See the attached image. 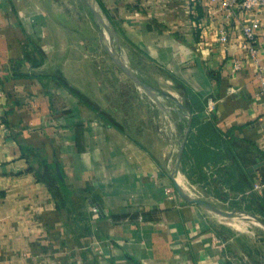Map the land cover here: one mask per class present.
I'll return each mask as SVG.
<instances>
[{
	"label": "crops",
	"instance_id": "0c3cea01",
	"mask_svg": "<svg viewBox=\"0 0 264 264\" xmlns=\"http://www.w3.org/2000/svg\"><path fill=\"white\" fill-rule=\"evenodd\" d=\"M97 2L132 67L186 109L98 67L84 3L0 0V264H256L172 174L191 127L177 177L198 196L249 201L264 182V87L242 48L259 17L264 78V8L238 7L223 44L210 0Z\"/></svg>",
	"mask_w": 264,
	"mask_h": 264
},
{
	"label": "water",
	"instance_id": "95a60500",
	"mask_svg": "<svg viewBox=\"0 0 264 264\" xmlns=\"http://www.w3.org/2000/svg\"><path fill=\"white\" fill-rule=\"evenodd\" d=\"M83 3L92 13L93 21L100 31V40L104 45L106 51L108 52L109 56L115 62V64L138 86V88L142 92H144L150 98L158 100L159 97L165 96L170 100H173L175 103H177L182 111H185L186 109L185 106L176 98L175 95L169 92H164L160 88L152 85L151 83L143 79L138 74V72L132 67V65L128 62V60L123 56L122 52L119 50L120 40L117 31L110 22L109 18L103 12L97 0H83ZM188 116L190 119H192V114H189ZM190 128L191 127H189L185 132L184 138L177 150L174 161V170H173L172 178L174 181V186L176 191L185 201L189 203L197 204L211 213L223 217L234 215L235 211L225 210L220 206H218L216 203L208 199L202 198L196 194H192L178 181L177 175L180 172L181 161L185 151L188 135L190 133ZM258 166L259 165H256L254 166V168ZM254 168H251V170H253ZM243 212L255 218V220H257L258 223L264 226V219L250 213L249 211H243Z\"/></svg>",
	"mask_w": 264,
	"mask_h": 264
},
{
	"label": "rangeland",
	"instance_id": "374dc122",
	"mask_svg": "<svg viewBox=\"0 0 264 264\" xmlns=\"http://www.w3.org/2000/svg\"><path fill=\"white\" fill-rule=\"evenodd\" d=\"M79 3V6L82 5L83 2L81 0H76ZM67 3L70 2V0H66ZM72 3H74V0H71ZM85 7V6H84ZM89 10V9H88ZM89 19L93 21L92 13L89 11L88 13ZM95 24V23H94ZM119 50L122 52L121 44ZM123 54V53H122ZM94 58L96 61H98V67L103 71L113 72L117 73L121 76V78H125L128 80L127 82H132L129 84H133V86H137L112 60V58L109 56L108 52L106 51L104 45L102 44L101 51L94 53ZM124 56V54H123ZM109 64L110 69H107V65ZM118 80V77L116 78ZM144 79V78H143ZM147 81V80H146ZM128 84V83H127ZM159 85V84H158ZM120 86V84H119ZM122 86V85H121ZM155 86V85H154ZM130 85H127V88H129ZM163 90L164 92H168L167 88H161L160 86H156ZM163 87V86H162ZM122 88V87H121ZM124 90V89H123ZM125 91V90H124ZM151 100L155 103H161L162 101H169L174 102L173 100H170L169 98L162 96L159 97L158 100L152 99ZM175 103V102H174ZM253 195L250 197L249 201L244 200L243 197L239 198L237 201H234V203L229 204H218L221 208L229 211H235V214H237L241 220H243L245 223L248 224L249 229L253 231V233L250 232H243L239 230L233 229L231 226L226 224L225 222L227 220H221V226L229 229L232 233L238 234L239 236L243 238H247L250 242L254 241L255 250H257V247L260 248V252H264L262 249V246L264 247V226L255 220V218L249 216L247 213H244L243 211H249L250 213L259 216L260 218L264 219V203L263 198H261V193L254 192ZM254 196V200L253 197ZM239 208V209H238ZM252 220V221H251ZM261 234V235H260ZM260 238V239H258ZM263 243V244H262ZM262 250V251H261ZM254 261L256 264H264V254H258L254 255Z\"/></svg>",
	"mask_w": 264,
	"mask_h": 264
},
{
	"label": "built area",
	"instance_id": "2783aa9c",
	"mask_svg": "<svg viewBox=\"0 0 264 264\" xmlns=\"http://www.w3.org/2000/svg\"><path fill=\"white\" fill-rule=\"evenodd\" d=\"M195 3L201 4L203 0H194ZM221 13L222 24L219 28L220 41L223 44L228 43V23L235 17L237 13V8L241 7L247 12H256L264 8V0H210ZM261 27V19L259 17H254L250 23H245L242 25L243 41L242 48L247 52L249 58L254 62V64L259 66L260 76L262 77V86L264 87V78L262 74V68L260 66V49L258 46V30ZM244 67L242 60H236L234 63V69L240 71ZM230 92H234V89L231 88ZM217 101L209 99L207 103V111L209 113L213 112L216 108ZM176 152V151H175ZM173 156H175V153ZM173 160V159H171ZM194 194H196L193 189L189 188ZM168 192H171V189H168ZM254 192L264 193V182L256 183L254 188L248 194ZM197 195V194H196ZM94 212H98V208H93Z\"/></svg>",
	"mask_w": 264,
	"mask_h": 264
},
{
	"label": "bare ground",
	"instance_id": "6f19581e",
	"mask_svg": "<svg viewBox=\"0 0 264 264\" xmlns=\"http://www.w3.org/2000/svg\"><path fill=\"white\" fill-rule=\"evenodd\" d=\"M81 7V6H80ZM79 7V8H80ZM171 91V90H170ZM179 95V94H178ZM181 97V96H180ZM170 115V114H169ZM178 181L189 191V192H191L192 194H194L192 191H190L189 190V188H188V185L182 180V178H180V177H178ZM239 209V208H238ZM219 216V218L221 219V220H227L225 223L226 224H228L229 226H231L233 229H235V230H239L240 231V229H239V226H238V223L239 224H241V225H243V227L241 228V231H243V232H252L253 233V231H251L250 229H249V226H248V224L247 223H245L243 220H241L240 219V217L238 216V215H236V214H234V215H231V216H228V217H223V216H220V215H218ZM252 221V220H251ZM249 230H247L245 227ZM261 235V234H260ZM258 239H260V238H258ZM263 244V243H262ZM264 245V244H263Z\"/></svg>",
	"mask_w": 264,
	"mask_h": 264
},
{
	"label": "trees",
	"instance_id": "16d2710c",
	"mask_svg": "<svg viewBox=\"0 0 264 264\" xmlns=\"http://www.w3.org/2000/svg\"><path fill=\"white\" fill-rule=\"evenodd\" d=\"M253 197H254V196H253ZM253 197H252V198H253ZM262 197H264V193H263V196H262ZM253 199H254V198H253Z\"/></svg>",
	"mask_w": 264,
	"mask_h": 264
}]
</instances>
